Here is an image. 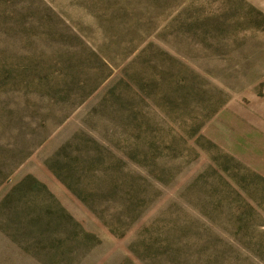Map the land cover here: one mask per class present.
<instances>
[{
  "label": "rangeland",
  "instance_id": "obj_1",
  "mask_svg": "<svg viewBox=\"0 0 264 264\" xmlns=\"http://www.w3.org/2000/svg\"><path fill=\"white\" fill-rule=\"evenodd\" d=\"M249 161L264 13L248 1L0 0V264H264Z\"/></svg>",
  "mask_w": 264,
  "mask_h": 264
},
{
  "label": "trees",
  "instance_id": "obj_2",
  "mask_svg": "<svg viewBox=\"0 0 264 264\" xmlns=\"http://www.w3.org/2000/svg\"><path fill=\"white\" fill-rule=\"evenodd\" d=\"M248 200V199H247ZM251 201H254L253 198L250 197ZM245 202V205L249 208L250 212L249 213H252L251 215L256 218L257 220H259V222L255 223V228L259 230V232L257 233H261V234H264V228L260 229V226L264 225V221H261L260 222V217H258L257 213L255 212L256 208L252 202ZM243 206H238L236 208V215H233L232 218H233V224L237 227V230L238 232H241L245 229H249L248 226H246L247 222L245 221L244 217H243V214H245L246 212H240L239 210L242 209ZM255 213V214H254ZM251 223H254V219H251ZM234 240L238 243V242H241L239 241V239L237 238H234ZM257 244H259V242L257 240L254 241L253 237H249L247 242H245V245H244V248L247 249L248 251L252 252V253H257ZM262 254H264V247L262 249ZM257 254H260V253H257Z\"/></svg>",
  "mask_w": 264,
  "mask_h": 264
},
{
  "label": "crops",
  "instance_id": "obj_3",
  "mask_svg": "<svg viewBox=\"0 0 264 264\" xmlns=\"http://www.w3.org/2000/svg\"><path fill=\"white\" fill-rule=\"evenodd\" d=\"M246 1H248V3H250L252 6H254L255 8L259 9L261 12L264 13V0H246ZM238 156L241 157V155ZM249 164L253 166L256 170L264 174L263 164H260L258 161H249Z\"/></svg>",
  "mask_w": 264,
  "mask_h": 264
}]
</instances>
